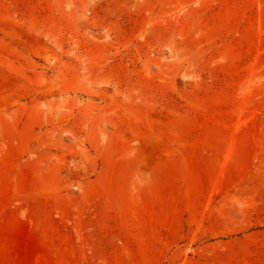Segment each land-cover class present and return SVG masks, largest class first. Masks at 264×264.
Wrapping results in <instances>:
<instances>
[{"label": "rangeland", "instance_id": "374dc122", "mask_svg": "<svg viewBox=\"0 0 264 264\" xmlns=\"http://www.w3.org/2000/svg\"><path fill=\"white\" fill-rule=\"evenodd\" d=\"M0 264H264V0H0Z\"/></svg>", "mask_w": 264, "mask_h": 264}]
</instances>
